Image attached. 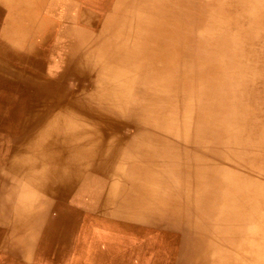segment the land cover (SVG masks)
Returning <instances> with one entry per match:
<instances>
[{
    "label": "bare ground",
    "instance_id": "6f19581e",
    "mask_svg": "<svg viewBox=\"0 0 264 264\" xmlns=\"http://www.w3.org/2000/svg\"><path fill=\"white\" fill-rule=\"evenodd\" d=\"M23 1L76 28L56 79L12 63L25 23L0 28V264H264V0ZM95 68L91 93L67 85Z\"/></svg>",
    "mask_w": 264,
    "mask_h": 264
},
{
    "label": "rangeland",
    "instance_id": "374dc122",
    "mask_svg": "<svg viewBox=\"0 0 264 264\" xmlns=\"http://www.w3.org/2000/svg\"><path fill=\"white\" fill-rule=\"evenodd\" d=\"M23 2H24L23 0H21V2L19 0H0V7L2 8L0 10V28L1 29H6V24H8V21L11 19H13V20L17 19L18 22H22L23 24L25 23V25L23 27L20 26L16 30V31H18V33H20L19 36L21 37V39H23V41L21 43V47H22L21 50L15 51L16 54H18V56L16 58L12 59V63L16 64V65L18 64L19 65V66L17 65L18 67L23 68L22 70L27 69V71L32 70L31 68L33 67L35 69H38L39 72H42L43 74H45V76L47 75V76L51 77L53 74H55V79H56V76H58L61 73L62 68L64 66V59H65V56L69 50V49H67V46L70 45L72 42H74L73 41L74 34H75L74 29L76 27H73V28L68 27V24H67L68 22L63 17V12H62L63 7L61 6V3H59V2H57L56 4H53L51 6L52 10L49 9L51 11L47 10L46 8H43V10L48 13V14L44 13L42 15V17L39 16L41 18H46L43 21H42V19H40L38 17L36 18L35 16H33L30 12H27L28 6H26ZM249 3L251 5L252 11L253 12L257 11V12H255V13H257L256 15H262L264 18V9H263L264 8V2L260 6H256V5L254 6V5H252V2H249ZM255 7H256V9H255ZM213 8L217 9V7H213ZM258 10L260 12H258ZM67 12L71 13L72 10L70 9ZM75 12H76V8L71 13V16L74 15ZM212 12H214V9H212ZM4 15L6 16V19L3 17ZM241 15L242 14L238 13V17H233V19H230L229 22H231L232 24H240ZM203 20H204V16L202 18V25L204 24ZM40 22H41L40 28H38L36 26V28L34 29V26L39 24ZM254 22L255 21L252 22V20H251V22H250L251 25L254 24ZM26 25L29 26V29L27 31L25 29ZM192 25H196V24H192ZM65 29H67L68 32H65L64 31ZM213 29L214 28H210L211 31ZM236 30L237 29H235V32H236ZM255 30L257 31L256 32L257 35H255L256 33H254V36L252 37V41L254 42V44H256V45L259 44V45L257 47V50H255L254 55L248 54L249 59H250L252 64H257L261 60V57H260L261 52L264 53V40L260 42L261 37L264 38V36H260V34L264 31V24L257 27V29L255 28ZM35 32H36V34H35ZM237 41H238V39H237ZM28 48L30 49L29 52H31V53L33 52V53L37 54L36 55L37 59H34L32 56H30L28 58L22 56L23 50L28 49ZM125 50L130 51L131 54H132V52H134L133 57H135V58L131 59V62H129V63H130V66H133L135 68H139L142 66L144 68L152 67L153 72L161 74V75L169 72V70L171 68V61L172 60L168 59L165 54H161V53L147 54L145 52H139L138 53V52H135L133 50V48H131V47H129ZM212 50H213V45L211 48H209V51H212ZM177 52L178 51H175L174 53H177ZM28 54L29 53L27 52L26 56ZM257 55H259V56H257ZM255 56H257V57L255 58ZM135 59H136V61H135ZM215 59L218 62V64L221 66V68H222L221 71H223V69L228 68V66H229L228 61L223 56L221 57V55L217 54ZM112 63L114 64L115 62L112 61L111 64ZM251 65L249 66V68H251ZM93 71L94 72H92L91 74H89L87 76H80V77L78 76L77 81H75V80L74 81H68L67 85L70 87H73L74 89H76L78 86H81L83 88V92L80 94V91H78V94L81 96H86L88 93L92 92V90L96 84V81L94 80V74L96 73L97 69L95 68ZM263 75H264V72H263ZM207 87H208V84H207L206 88ZM19 89H20L19 86H14L15 92H17ZM263 89H264V86H263ZM262 92L264 94V90H262ZM78 117H79L78 120L83 124V126L86 129H88L89 131H91L93 126H91V123L89 122V117L84 116L83 114H79ZM96 132H95L96 133V139L99 137V135L103 136L99 132V130H96ZM124 134H125V130L123 129V135ZM96 141H99V140H96ZM257 171H259V168L257 169ZM77 198H79V199H77ZM77 198H76L77 201H79L81 203L88 201V196H86L85 194H81V195L77 196ZM81 200H84V201H81ZM139 200H140V202H138L139 204L136 205L137 207L145 205L146 201L143 198H139ZM150 207H151V205H150ZM97 231L100 233V231L98 229L94 230V232H97ZM152 241L153 240H151V242ZM100 243H102V241H100ZM146 243H148V242L146 241ZM136 245H137V243H136ZM39 248H40V246H38L35 250H32V252H31L32 258L30 260L31 263L29 262L28 264H46L47 263L45 258H43V253L39 251ZM132 254H133V256H131L132 264H141V263H139V261H140V257H138L139 252H136V249H135L134 251H132ZM111 259H112L111 257L108 260L106 259L104 264H112V261L108 263V261ZM59 263L60 262H58V264ZM126 263H128V261ZM142 263H143V261H142ZM113 264H115V263H113ZM123 264H124V256H123Z\"/></svg>",
    "mask_w": 264,
    "mask_h": 264
}]
</instances>
